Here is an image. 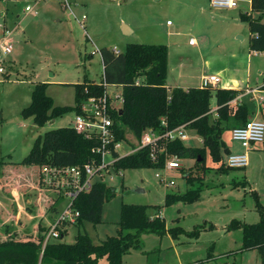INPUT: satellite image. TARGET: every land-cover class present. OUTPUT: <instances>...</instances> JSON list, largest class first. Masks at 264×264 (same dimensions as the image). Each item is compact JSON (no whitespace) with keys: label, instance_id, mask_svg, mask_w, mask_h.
Segmentation results:
<instances>
[{"label":"rangeland","instance_id":"1","mask_svg":"<svg viewBox=\"0 0 264 264\" xmlns=\"http://www.w3.org/2000/svg\"><path fill=\"white\" fill-rule=\"evenodd\" d=\"M65 1H0V41L5 30H10L13 44L12 54L0 63L5 70L0 74V241L11 238L9 232L19 240L29 234H46L54 223L50 216L52 209L46 208L49 198L57 200V195L43 184L38 185L37 168L26 169L20 163L46 132L72 128L76 113L64 114L44 127L35 125L33 118H24L22 111L32 103L37 84L50 83L47 94L55 105H72L74 87L62 84L84 82L86 77L103 83L100 49L124 53L129 44L166 45L167 84L172 87L198 88L205 84L203 76L218 75L225 81L240 79L246 72L238 36L249 44L250 31L246 24L235 20L248 9L244 2H239L234 10L219 11L211 8L210 0H67L69 6ZM27 7L32 10L27 11ZM83 16L87 19L83 20ZM167 21L173 26L169 27ZM124 24L134 34L126 37ZM191 39L197 44L190 46ZM231 54L238 55L236 62ZM252 61L250 85L256 87L264 84V73L257 75L258 69L264 71V55H253ZM243 92L246 91L240 94ZM122 93L120 86L107 88V94L119 109L122 100L117 96ZM259 95L264 97V93ZM242 102L257 115L258 121L264 122V101L246 96ZM211 106L216 110L215 95ZM216 118L214 113L211 120ZM223 126L228 130L222 140L230 153H247L246 168L228 169L224 165L227 152L222 151L221 162L217 163L207 151L201 166L194 159H179V169L122 170L121 174H113V179L107 177L104 181L116 189V196L104 206L103 223L96 226L86 223L81 228L71 225L63 242L73 244L81 232L100 244L118 234L123 204L143 205L148 207L152 218L161 216L165 220L168 233L163 237L142 235L140 249L125 255L123 264H261L257 250H243L242 229L232 226L235 222L249 225L260 222L259 205L264 207V143L246 151L231 136L239 123L224 122ZM187 133L186 147H203V139L196 131L188 129ZM127 137L134 145L131 135ZM125 149L124 145L121 152ZM13 169L28 175L23 173L16 182L5 179ZM188 176L195 180L193 185L188 183ZM164 180L173 184L168 186ZM8 181L11 184L5 185ZM189 189L200 190L198 200L165 205L168 195L182 196ZM14 190L19 193L12 194ZM56 203L60 210L68 204L66 199H58ZM39 208L47 210V216L36 213ZM196 229L200 230L199 237H191L189 233ZM176 230L180 234L174 238L170 232Z\"/></svg>","mask_w":264,"mask_h":264},{"label":"trees","instance_id":"2","mask_svg":"<svg viewBox=\"0 0 264 264\" xmlns=\"http://www.w3.org/2000/svg\"><path fill=\"white\" fill-rule=\"evenodd\" d=\"M251 8L259 16L243 14L241 20L247 23L251 33L250 50L264 52V0H252ZM99 53L104 67L103 83L96 84L86 78L80 84H66L75 89L74 106H55L54 100L47 94L49 84L39 83L33 91L32 103L22 111L23 117L33 118L35 125L44 127L64 114H81L85 101L90 97H103L109 86H120L123 89V104L121 109L112 113L117 140H126L128 135L139 140L149 128L172 130L186 125L187 129L196 131L202 137V148H188L183 141H168L164 146L168 156L194 159L197 166H201L206 161L207 151L217 163L221 162L222 151L230 154L222 140L227 129L223 126L224 122L233 121L243 126L253 115L246 103L231 104L240 94L236 90L208 84L187 90L169 89V48L166 45L129 44L124 53L116 54L107 48L100 49ZM138 80L141 83L137 85ZM214 95L216 110L211 106ZM214 113L217 118L211 120ZM99 146L100 140L86 139L73 128L53 129L36 140L20 165L28 169L37 168L40 173L38 185L42 187L41 173L44 167L83 166L93 159L100 161L101 157L93 153ZM114 156L118 158L114 165L117 173L126 169H160L164 167L165 161V156H162L160 162L155 163L149 149L123 157L115 153ZM200 158L201 162L198 161ZM187 179L189 184H194L193 178L188 176ZM115 196L116 189L105 182H98L91 191L79 195L74 201L75 209L80 212L76 226L81 228L85 223L94 226L102 224L104 206ZM199 197V189H189L182 196L168 195L165 205L176 201L193 203ZM56 201L49 198L47 208L58 212ZM259 206V223L249 225L235 222L232 229H242L243 250H257L261 264H264V207ZM118 225V234L100 244H95L88 233L80 232L73 244L53 241L44 247L45 234H29L19 240L8 231L11 238L0 241V264H39L40 261L41 264H100L103 259L108 264H123L125 255L133 249H140L142 235L163 237L168 233L165 220L161 216L152 218L148 214V207L143 205L123 204ZM41 231L45 232L44 229ZM199 233L200 230L196 229L189 234L197 238ZM63 234L65 237L66 232ZM170 234L177 238L180 233L176 230Z\"/></svg>","mask_w":264,"mask_h":264},{"label":"built area","instance_id":"3","mask_svg":"<svg viewBox=\"0 0 264 264\" xmlns=\"http://www.w3.org/2000/svg\"><path fill=\"white\" fill-rule=\"evenodd\" d=\"M210 6L213 9L231 10L239 7L238 0H210ZM27 11H31L27 7ZM86 17L84 16V19ZM12 33L10 30H5L4 36L0 41V63L5 60L13 52V44L11 41ZM190 44H194V40H190ZM263 54L264 52L255 51V54ZM5 70L0 67V74H4ZM205 84L217 87L222 83V78L217 75L207 76ZM137 85L141 83L138 80ZM203 84V85H205ZM246 92L239 94L232 102L235 105L242 102L246 96H251V100L264 101V97L260 96L259 90L246 89ZM259 97L255 98L254 95ZM117 99L122 100L123 96H117ZM263 103V102H262ZM112 98L108 94L103 97H90L85 101L82 113L76 114L74 126L72 127L77 133L82 134L86 139H98L101 141V146L95 148L93 153L101 157L100 161L92 160L83 166H67V167H44L41 173V181L43 186L53 190L57 195V200H67V206L63 210L58 211V216L54 223L49 227L45 234L44 247L53 241H63L64 234L68 227L75 225L80 217V212L74 207L75 199L83 194L91 191L93 186L98 182H104L107 177L113 179V174H121L122 171L116 172L114 165L118 160L114 156L118 153L120 157L136 153L138 151L149 149L152 160L159 163L162 156H165L164 167L158 170H173L179 169L181 164L176 156H168L165 142L168 141H185L188 139V129L186 125L180 126L172 130H164L162 128L146 129L141 139L137 140L132 135L134 145L126 140H117L114 130V119L112 113L118 111ZM233 141L238 142L246 151L253 149L255 145L264 143V122L258 120H250L245 125L237 127L231 131ZM126 146L124 152L121 150ZM173 157V161L169 159ZM249 164L247 153L233 154L230 153L227 157L225 165L231 169L246 168ZM158 178L161 175L157 174ZM171 186L173 182L168 183Z\"/></svg>","mask_w":264,"mask_h":264},{"label":"crops","instance_id":"4","mask_svg":"<svg viewBox=\"0 0 264 264\" xmlns=\"http://www.w3.org/2000/svg\"><path fill=\"white\" fill-rule=\"evenodd\" d=\"M239 2H244V3H246V4H248V9L245 11V12H242V13H240V14H238V17H236L235 18V20L236 21H238V22H241V23H244V22H242V20H241V15H243V14H248V15H250V14H252L254 17H258L259 16V14L258 13H253L252 12V8H251V1L252 0H238ZM65 5L66 6H69V3H68V1L66 0L65 1ZM215 10H219V9H215ZM231 10H234V9H231ZM219 11H223V10H219ZM225 11H227V10H225ZM86 17V16H85ZM87 18H85L84 19V16H83V20H86ZM244 24H246L247 25V23H244ZM167 25L170 27V26H173V24L170 22V21H167ZM124 26V32H123V34L126 36V37H128V36H130V35H132V34H134V30L130 27V26H128V25H126V24H124L123 25ZM248 26V25H247ZM249 28V27H248ZM250 31V30H249ZM250 37H251V33H250ZM238 41L242 44V46H241V49H242V51H240L239 52V54H241V55H243V57H244V62H246V72H244V76L243 77H240V79H238V78H232V79H227V80H225V81H223V79H222V83H221V87H222V89H232V90H236V91H239L240 93L243 91V90H246V89H253V90H259V91H261V93H259V94H262V93H264V91L262 90V88H263V86H264V84H262V85H257L256 87H251V73H252V64H253V61H252V56L253 55H257V54H255V52H253V51H251L250 50V44H246L245 42H244V37H240V36H238ZM250 40V39H249ZM197 44V41H194V44H190V42H189V45L190 46H194V45H196ZM127 47V46H126ZM126 50V49H125ZM114 53H116V54H119L120 52L118 51V50H112ZM125 52V51H124ZM93 55H90V57H92ZM238 55H236V54H231L230 55V57H231V59L232 60H234L235 62L237 61V57ZM207 65H208V63H207ZM264 73V71L263 70H261V69H258V73H257V75L258 76H261L262 74ZM168 75H169V55H168ZM218 76V75H217ZM207 76H203L202 78H203V80L205 81V78H206ZM87 78V77H86ZM85 78V79H86ZM89 80H91V79H89ZM167 80H168V76H167ZM92 82H94V83H96L95 81H93V80H91ZM80 83H83V82H79V84ZM256 83H258V81H256ZM48 84V83H47ZM66 84H78V83H63L62 85H66ZM97 84V83H96ZM49 85H50V83H49ZM203 86V84L202 85H200L199 87H202ZM167 87L168 88H171V89H173V88H183V89H190L191 87H187V86H185V85H178L177 87H172V86H169L168 84H167ZM198 87V88H199ZM218 88H219V86H217ZM49 88H50V86L48 87V89H47V92H48V90H49ZM74 92H75V89H74ZM52 98V97H51ZM53 99V98H52ZM75 99V98H74ZM55 104V103H54ZM74 104H75V102H74ZM74 104H72V105H65V106H74ZM55 106H58V105H55ZM59 106H61V105H59ZM262 109V108H261ZM257 118V115H254V113H253V115H252V117L250 118L251 120H257L256 119ZM26 169H28V168H26ZM25 170V169H24ZM25 171H27V170H25ZM13 173V174H12ZM24 172H22V170H20V171H18V170H15V169H13V171L11 170L9 173H8V176H6L5 177V179H8V178H10V179H12V180H14L15 182L18 180V179H20V177H22L24 174H26L27 173V175H28V172H26V173H24ZM12 174V175H11ZM26 175V176H27ZM8 182H10V181H8ZM7 182V183H8ZM5 183V185H10L11 184V182L10 183ZM15 192H12V194L13 193H19L18 191L16 192V190H14ZM57 202V201H56ZM56 208H57V210L58 211H60V208L57 206V203H56ZM47 210H48V208H46ZM47 210H45L44 208H39V209H37L36 210V213H38L37 211H39V213H42L44 216H47V213H48V211ZM52 215H50V216H53V219L55 220L56 218H57V216H58V212H55V211H52ZM151 216V215H150ZM151 217H153V216H151ZM86 224V223H85ZM84 224V225H85ZM83 225V226H84ZM68 234V233H67ZM66 234V235H67ZM92 239V238H91ZM93 240V239H92ZM103 261H104V264H108V262H107V260L106 259H103ZM103 261H101L100 262V264L103 262Z\"/></svg>","mask_w":264,"mask_h":264},{"label":"water","instance_id":"5","mask_svg":"<svg viewBox=\"0 0 264 264\" xmlns=\"http://www.w3.org/2000/svg\"><path fill=\"white\" fill-rule=\"evenodd\" d=\"M117 1H120V0H117ZM198 161L201 162L202 159L200 158V159H198ZM137 192H143V190L142 189H137Z\"/></svg>","mask_w":264,"mask_h":264}]
</instances>
